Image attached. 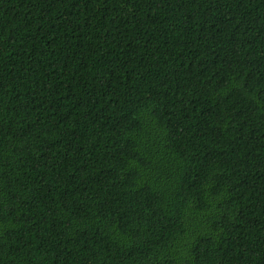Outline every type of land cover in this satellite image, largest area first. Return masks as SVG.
<instances>
[{
    "label": "trees",
    "instance_id": "obj_1",
    "mask_svg": "<svg viewBox=\"0 0 264 264\" xmlns=\"http://www.w3.org/2000/svg\"><path fill=\"white\" fill-rule=\"evenodd\" d=\"M0 264H264V0H0Z\"/></svg>",
    "mask_w": 264,
    "mask_h": 264
}]
</instances>
